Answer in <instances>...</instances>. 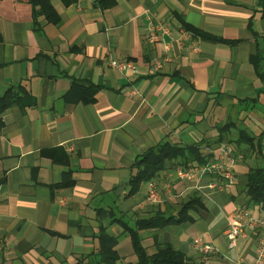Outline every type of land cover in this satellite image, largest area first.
<instances>
[{
	"label": "crops",
	"instance_id": "obj_1",
	"mask_svg": "<svg viewBox=\"0 0 264 264\" xmlns=\"http://www.w3.org/2000/svg\"><path fill=\"white\" fill-rule=\"evenodd\" d=\"M50 3L59 24L39 17L34 30L28 0H0V99H13L0 108V264H97L99 226L117 238V264L133 263L128 236L109 222L179 219L193 197L201 205L185 219L139 231L145 252L167 242L196 264H254L264 230L244 229L232 248L224 230L236 208L264 217V203L245 193L248 169L264 165V0H114L103 10L96 0ZM155 21L170 34L148 43ZM182 24L203 36L182 42ZM239 130L253 144H239ZM219 137L241 158L234 180L209 199L208 178L197 192L172 176L179 167L170 162L152 178L159 202L147 201L148 181L129 191L147 149ZM197 236L215 253L197 252Z\"/></svg>",
	"mask_w": 264,
	"mask_h": 264
},
{
	"label": "trees",
	"instance_id": "obj_2",
	"mask_svg": "<svg viewBox=\"0 0 264 264\" xmlns=\"http://www.w3.org/2000/svg\"><path fill=\"white\" fill-rule=\"evenodd\" d=\"M65 3L71 0H63ZM32 9V24L34 30L40 28L39 17L47 23L54 25L59 24L60 17L52 7L50 0H28ZM98 7L103 10L111 7L114 4V0H96ZM264 15V10L262 11ZM183 29L189 32L191 35L203 34L188 25L182 24ZM258 56H255V59ZM260 76V74L257 72ZM85 89H83V92ZM90 91V93H89ZM87 97H82L81 100L89 101L88 95L93 92L89 88L86 89ZM89 93V94H88ZM10 92L0 99V108H4L9 104ZM237 142L239 144H253L254 137H251L243 130L237 132ZM222 138L219 137L218 141L222 142ZM217 141V143H219ZM200 144H193L188 146H179L176 144H170L168 142H162L152 148L147 149L144 153L137 156L132 169L128 185L129 191L134 192L137 190L139 183L147 182L151 180L161 169L164 168L167 162L178 165L179 168L186 169L193 164H202L209 158L208 154H202L200 151ZM176 162V163H174ZM245 193L248 197V201L252 205H263L264 203V165L263 167L249 168L246 173ZM201 205L199 198L193 197L187 201L179 211L181 216L179 219H174L172 216H154L150 218L136 219L134 226H129L121 218L112 219L109 223L118 222L130 241L132 252L136 257L135 262L127 264H196L190 262L186 255L178 249H175L171 244L167 242H155L156 251L153 254L148 255L145 252V247L142 245L139 231L149 228H161L164 225L171 222H180L186 218V211L195 206ZM95 238L98 243V250L94 254L97 256V264H117L119 256L115 250L117 244V238L109 235L106 232V226H99ZM80 262V261H79Z\"/></svg>",
	"mask_w": 264,
	"mask_h": 264
},
{
	"label": "built area",
	"instance_id": "obj_3",
	"mask_svg": "<svg viewBox=\"0 0 264 264\" xmlns=\"http://www.w3.org/2000/svg\"><path fill=\"white\" fill-rule=\"evenodd\" d=\"M187 31L181 29L180 40L186 35ZM170 34L169 28L161 21L151 22L147 26L145 39L148 43H154L161 39L163 35ZM184 42V41H182ZM155 69H159L161 62H155ZM111 65L118 69H130V63H115L111 61ZM202 154H208L209 158L205 163L193 164L191 167L182 169L178 168L173 173L176 179L183 182L191 183V186L197 192H201L203 186L200 182L203 178H208V183L204 185L209 194H203L202 197L209 199L210 194L220 190L223 183L232 182L234 180L233 167L236 160H240L241 156L236 152L235 146L230 141H222L212 146H203L200 148ZM163 187L167 188L165 183ZM146 199L150 203L160 201L159 191L156 187V182L151 179L147 183ZM226 227L224 237L228 242V247L232 248L235 245V240L243 234L244 229L255 231L257 229L264 230V217H255L248 206H243L230 211L226 217ZM193 248L199 252L204 258L215 253L216 248L205 241L200 236L193 238ZM240 264V260L236 261ZM254 264H264V240H261L255 253Z\"/></svg>",
	"mask_w": 264,
	"mask_h": 264
},
{
	"label": "rangeland",
	"instance_id": "obj_4",
	"mask_svg": "<svg viewBox=\"0 0 264 264\" xmlns=\"http://www.w3.org/2000/svg\"><path fill=\"white\" fill-rule=\"evenodd\" d=\"M127 221V220H126ZM128 222V221H127ZM128 224L130 225V226H132L133 224L131 223V222H128Z\"/></svg>",
	"mask_w": 264,
	"mask_h": 264
}]
</instances>
